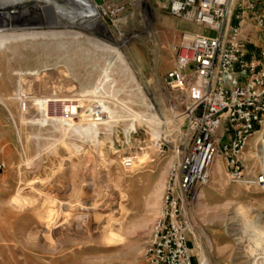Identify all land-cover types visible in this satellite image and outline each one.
I'll list each match as a JSON object with an SVG mask.
<instances>
[{
    "label": "rangeland",
    "instance_id": "obj_1",
    "mask_svg": "<svg viewBox=\"0 0 264 264\" xmlns=\"http://www.w3.org/2000/svg\"><path fill=\"white\" fill-rule=\"evenodd\" d=\"M90 2L106 32L98 23L0 43V264H143L170 167L185 145L191 99L164 77L184 38L214 33L154 0ZM246 28L253 51L264 50V32ZM81 100L100 103L107 119L63 114L66 102ZM258 130L241 152V183L216 159L218 182L182 203L192 264H264Z\"/></svg>",
    "mask_w": 264,
    "mask_h": 264
},
{
    "label": "built area",
    "instance_id": "obj_2",
    "mask_svg": "<svg viewBox=\"0 0 264 264\" xmlns=\"http://www.w3.org/2000/svg\"><path fill=\"white\" fill-rule=\"evenodd\" d=\"M154 1L167 5L169 14L181 22L214 33L184 38L174 67L164 77L169 88L188 93L191 105L185 112V145L170 167L143 255V264H192L182 203L208 182L215 157L225 161L230 181L240 182L245 174L241 152L264 126V50H248L246 28L254 25L264 32V0ZM63 106V114L74 121L79 115L95 123L107 119L100 103L81 100ZM56 112L59 115L60 109ZM256 184L264 187V179L257 177Z\"/></svg>",
    "mask_w": 264,
    "mask_h": 264
},
{
    "label": "bare ground",
    "instance_id": "obj_3",
    "mask_svg": "<svg viewBox=\"0 0 264 264\" xmlns=\"http://www.w3.org/2000/svg\"><path fill=\"white\" fill-rule=\"evenodd\" d=\"M22 2L23 0H0V43L34 39L47 35L48 31L56 28L68 27L83 31L91 30L101 19L98 7L92 4L90 0H59V2L35 0L29 6H23ZM143 2L146 4L147 0H143ZM99 24L100 28L105 31L106 28L101 23ZM76 25L80 27H76ZM107 47L112 55L127 68L121 54L115 48ZM148 115H150L149 117L155 116L154 113ZM80 122L82 123V121ZM256 135L255 139L258 140L259 146L264 147V132L260 133L259 131ZM248 144L249 142H247V146ZM216 159L219 158H214L215 161H212L210 170L208 169L209 172H207V183L210 184L218 182L216 176L219 175L220 170L216 165ZM134 161L132 160V163H135ZM242 183L252 184L249 181ZM205 264H208L207 260H205Z\"/></svg>",
    "mask_w": 264,
    "mask_h": 264
},
{
    "label": "crops",
    "instance_id": "obj_4",
    "mask_svg": "<svg viewBox=\"0 0 264 264\" xmlns=\"http://www.w3.org/2000/svg\"><path fill=\"white\" fill-rule=\"evenodd\" d=\"M250 40H251V39H250ZM251 44H253V45H251ZM257 46H258V45H255L254 43H252V41H250V45L248 46V50H249V51H252V50H253V47H254V48H258Z\"/></svg>",
    "mask_w": 264,
    "mask_h": 264
}]
</instances>
